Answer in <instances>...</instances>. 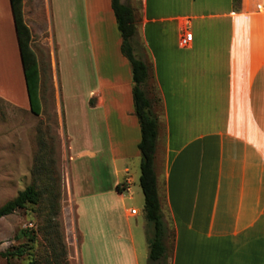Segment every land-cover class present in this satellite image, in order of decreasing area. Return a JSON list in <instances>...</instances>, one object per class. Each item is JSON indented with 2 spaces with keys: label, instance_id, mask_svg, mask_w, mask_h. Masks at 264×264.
Here are the masks:
<instances>
[{
  "label": "crops",
  "instance_id": "crops-1",
  "mask_svg": "<svg viewBox=\"0 0 264 264\" xmlns=\"http://www.w3.org/2000/svg\"><path fill=\"white\" fill-rule=\"evenodd\" d=\"M90 3L82 1L79 28L77 0H22L40 117L52 103L60 119L80 243L87 230L77 215L98 197L118 264H147L146 222L128 206L135 195L129 167L140 164L131 69L111 6L91 13ZM131 6L139 52L160 99L155 173L170 232L166 264H264V0H134ZM184 33L192 39L181 47ZM46 86L55 88V103L44 95ZM0 101L31 113L10 0H0ZM102 152L112 176L104 187L90 164L75 161Z\"/></svg>",
  "mask_w": 264,
  "mask_h": 264
},
{
  "label": "rangeland",
  "instance_id": "rangeland-1",
  "mask_svg": "<svg viewBox=\"0 0 264 264\" xmlns=\"http://www.w3.org/2000/svg\"><path fill=\"white\" fill-rule=\"evenodd\" d=\"M82 1L77 0L79 28L84 27ZM90 2L91 13L101 11L106 5L111 6L110 0ZM133 2L124 1L129 5ZM134 6L137 12L138 5ZM106 19L102 18L103 21ZM91 20L95 24L93 17ZM116 33L119 35L117 28ZM109 41H113L112 34ZM54 89L49 86L44 89V95L53 103ZM150 91L153 97L157 96L154 88ZM47 105H44L40 117V114L24 113L0 101V208L28 186H35L41 193L35 205L27 204L23 209L0 218V264H78L76 252L81 238L74 231L75 217L70 209L64 146L57 134L62 126L53 112L52 103ZM106 157V153L102 152L93 158L83 155L75 161L90 164L91 176L102 179L99 185L104 187L112 179L111 164H106ZM41 158L44 174L40 172ZM129 168L128 178L133 183L135 195L128 206L138 211L136 220L140 222L144 221L145 214L139 186V163H131ZM98 199L86 201L85 214L77 215V225L87 230L80 243L82 264H118L120 253L111 245L106 217L100 213ZM22 231H27L34 240L22 237ZM18 248L25 251L24 256H2Z\"/></svg>",
  "mask_w": 264,
  "mask_h": 264
},
{
  "label": "trees",
  "instance_id": "trees-1",
  "mask_svg": "<svg viewBox=\"0 0 264 264\" xmlns=\"http://www.w3.org/2000/svg\"><path fill=\"white\" fill-rule=\"evenodd\" d=\"M10 5L25 75L30 111L37 116L40 114L38 72L36 56L30 48L31 35L24 23L22 0H10ZM110 5L121 38L120 52L128 61L131 69L133 109L140 128L139 186L144 198L143 208L148 245L147 264H166L167 240L170 232L161 211L155 173V153L159 128V119L155 108L160 99L158 96L153 97L150 91V88H153L149 84L151 65L142 58L139 52L142 46L137 39V19L134 9L129 4L121 3L120 0H110ZM42 161L41 158L40 172L44 174ZM39 198H41V193L35 186L26 187L13 200L0 208V218L23 209L27 204L35 205ZM21 236L28 240H34V237L27 231H22ZM24 255L25 251L18 248L14 251H7L2 256L20 258Z\"/></svg>",
  "mask_w": 264,
  "mask_h": 264
},
{
  "label": "built area",
  "instance_id": "built-area-1",
  "mask_svg": "<svg viewBox=\"0 0 264 264\" xmlns=\"http://www.w3.org/2000/svg\"><path fill=\"white\" fill-rule=\"evenodd\" d=\"M191 39H192V35H191V33H184V35H182V37H181L180 40H179V45H180L181 47H186V46H188V45L190 44ZM126 185H127V186H126ZM126 185H125V190L128 189V183H126ZM131 213H132V214H135L136 211H135V210H132ZM30 226H31V225H30Z\"/></svg>",
  "mask_w": 264,
  "mask_h": 264
}]
</instances>
